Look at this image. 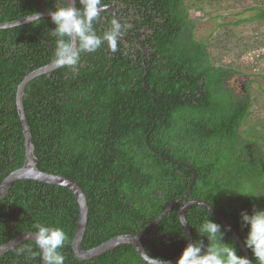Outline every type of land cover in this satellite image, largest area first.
Returning a JSON list of instances; mask_svg holds the SVG:
<instances>
[{
	"label": "trees",
	"instance_id": "obj_1",
	"mask_svg": "<svg viewBox=\"0 0 264 264\" xmlns=\"http://www.w3.org/2000/svg\"><path fill=\"white\" fill-rule=\"evenodd\" d=\"M244 1L115 0L120 22L129 25L117 52L105 43L82 54L78 71L60 67L26 86L23 104L37 167L75 180L87 195L84 250L154 223L185 197L193 170L197 179L184 201L212 204L244 242L248 229L241 226V212L264 209V53L243 62L246 54L264 48V32H259L264 0L236 11V2ZM50 10L55 0H0V24ZM198 12L211 21H221L225 13L254 16L221 21L198 39ZM113 18L109 10L102 13L97 32ZM54 28L46 17L0 30V185L24 165L17 91L25 77L52 64ZM248 29L253 34L242 36ZM235 76L249 79L241 94L231 85ZM181 205L143 236L153 258L170 261L182 254L187 238L178 223ZM209 212L198 205L186 210L193 242L200 239L196 229L205 219L222 224ZM79 214L69 189L17 181L0 202V246L35 232L40 223L68 234L65 264H147L132 245L79 260L73 250ZM224 242L244 256L229 231ZM39 252L35 242L25 241L1 254L0 264H44Z\"/></svg>",
	"mask_w": 264,
	"mask_h": 264
},
{
	"label": "clouds",
	"instance_id": "obj_2",
	"mask_svg": "<svg viewBox=\"0 0 264 264\" xmlns=\"http://www.w3.org/2000/svg\"><path fill=\"white\" fill-rule=\"evenodd\" d=\"M78 3L80 7L66 3L65 0H55V10L49 11L51 22L55 25L50 31L55 37V51L51 63L58 68L65 67L72 71L79 70L82 54L95 53L105 43L109 51L117 52L129 27L113 18L110 26L98 33L95 25L101 21V14L109 9L110 4H115V0H109V3L104 0H78ZM40 15L39 12H34L25 19L38 24ZM240 216L242 228L248 229L244 245L253 253L257 264H264V209L253 206L251 214L245 210ZM178 223L183 227L188 222L185 216L179 215ZM33 227L35 232L32 236L44 264H65L66 257L62 249L69 241L66 231L62 227L40 223ZM196 231L200 239L187 245L177 264H253L248 258L238 255L234 244L224 242L230 228L226 229L214 219L208 218ZM27 251L32 257L37 255L31 248ZM141 256L146 258L147 264H170L161 258H150L145 253Z\"/></svg>",
	"mask_w": 264,
	"mask_h": 264
},
{
	"label": "water",
	"instance_id": "obj_3",
	"mask_svg": "<svg viewBox=\"0 0 264 264\" xmlns=\"http://www.w3.org/2000/svg\"><path fill=\"white\" fill-rule=\"evenodd\" d=\"M66 3H72L73 6L76 7L77 0H65ZM109 11H111L114 15V17L119 20L120 16L117 13V10L115 6H110ZM40 19L50 17L49 12L40 13ZM32 22L27 21L25 18L14 21V22H8V23H1L0 24V30L1 29H10L26 24H30ZM59 69L58 67L54 66L53 64L48 65L46 67L40 68L31 74H29L23 82L19 85L18 91H17V108L18 113L21 119V123L23 125V131H24V137H25V149H26V158L24 161V165L13 171L9 176L6 177V179L3 181V183L0 185V202L5 198L7 193L9 192L10 188L14 183L21 180H32L36 182H41L45 184L50 185H56L60 187H65L72 191L74 195L76 196L79 204V221H78V227L76 230L75 238L73 241V250L76 255V257L79 260L82 261H88L95 259L101 255H104L107 252L113 251L117 248H120L124 245H132L135 247L136 251L141 255L143 253L147 254L150 258H153L150 256L147 251L144 248V245L142 243L143 236L153 227H155L156 224H158L167 214L169 211H171L178 203L182 202V205L180 207V213L179 215L185 216L186 210L190 208L191 206H202L209 210L212 214H214L219 221L225 226V228H230V233L234 237V239L238 242L241 249L243 250L244 256L250 260V253L248 249L245 247L244 242L242 241L240 235L237 233V231L229 224V222L226 220V218L223 216V214L215 208L212 204L202 201V200H191V201H184L186 197L189 196L190 192L193 189L194 183L197 179V173L194 171V178L192 185L188 189L186 195L184 198H182L179 201L174 202L171 204L166 211L151 225L143 229L138 234H125V235H119L111 240L103 243L102 245L93 248L91 250H84L82 247L83 239L87 230L88 226V220H89V206H88V199L85 191L80 186L79 183H77L75 180L70 179L65 176L50 174L44 171H41L37 164L39 162V159L35 155V147L32 143V134L30 130V126L26 117L24 104H23V97L25 96V88L26 86L35 78H37L40 75L47 74L49 75L52 71ZM186 218V217H185ZM185 232H186V238L187 243L185 248L189 243L193 242V238L191 235V230L189 228L188 223L183 226ZM33 232L29 233H22L13 240L9 241L6 244H3L0 246V255L5 254L9 252L10 250L14 249L15 247L19 246L21 243L25 241H34V236H32ZM184 248V249H185ZM182 255V254H181ZM180 255V256H181ZM180 256L177 258L170 260V264H177ZM142 257V256H141ZM145 261L146 258L142 257ZM44 263V261H43Z\"/></svg>",
	"mask_w": 264,
	"mask_h": 264
},
{
	"label": "rangeland",
	"instance_id": "obj_4",
	"mask_svg": "<svg viewBox=\"0 0 264 264\" xmlns=\"http://www.w3.org/2000/svg\"><path fill=\"white\" fill-rule=\"evenodd\" d=\"M252 1L254 3L256 0H245L242 3L236 2V5L238 6L236 11H240L242 9H245L247 6H249L252 3ZM253 16H254L253 12H248L245 15H242L240 17H235V16L231 15L230 13H225L222 16L223 18L221 21L225 22V23H229V22H235L240 18H246V17L250 18ZM194 17L196 19H200V22L198 23L197 30H196V36L198 39L208 37L215 30L216 26L221 22L218 20H212V21L207 20V19H205L206 17H204L203 13H201V12L196 13L194 15ZM259 32H264V28H262ZM251 34H253L252 29L245 30L241 33L242 36H248ZM262 53H264V48L250 52L243 57V62H245L246 64L250 63L251 61L254 60V57L259 56ZM246 81H249V79H246L243 76H235L231 80V85L235 87L238 94H241L243 91H245Z\"/></svg>",
	"mask_w": 264,
	"mask_h": 264
},
{
	"label": "flooded vegetation",
	"instance_id": "obj_5",
	"mask_svg": "<svg viewBox=\"0 0 264 264\" xmlns=\"http://www.w3.org/2000/svg\"><path fill=\"white\" fill-rule=\"evenodd\" d=\"M116 8V7H115ZM116 10H118L117 8H116Z\"/></svg>",
	"mask_w": 264,
	"mask_h": 264
}]
</instances>
